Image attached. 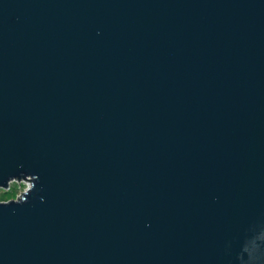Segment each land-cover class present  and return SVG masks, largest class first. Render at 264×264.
I'll list each match as a JSON object with an SVG mask.
<instances>
[{
	"label": "water",
	"instance_id": "1",
	"mask_svg": "<svg viewBox=\"0 0 264 264\" xmlns=\"http://www.w3.org/2000/svg\"><path fill=\"white\" fill-rule=\"evenodd\" d=\"M0 264H264V0H0Z\"/></svg>",
	"mask_w": 264,
	"mask_h": 264
},
{
	"label": "rangeland",
	"instance_id": "2",
	"mask_svg": "<svg viewBox=\"0 0 264 264\" xmlns=\"http://www.w3.org/2000/svg\"><path fill=\"white\" fill-rule=\"evenodd\" d=\"M27 188V184L23 181H13L9 184L7 190L0 189V202L15 200Z\"/></svg>",
	"mask_w": 264,
	"mask_h": 264
},
{
	"label": "built area",
	"instance_id": "3",
	"mask_svg": "<svg viewBox=\"0 0 264 264\" xmlns=\"http://www.w3.org/2000/svg\"><path fill=\"white\" fill-rule=\"evenodd\" d=\"M22 181L25 182V183L27 184V188H28V187H29V182H27L26 180H22ZM8 188H9V186H8ZM8 188H7V189H8ZM27 188H26V189H27ZM7 189H6V190H7ZM21 194H22V193H21ZM21 194H20V195H21ZM20 195H19V196H20Z\"/></svg>",
	"mask_w": 264,
	"mask_h": 264
}]
</instances>
